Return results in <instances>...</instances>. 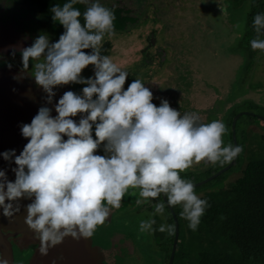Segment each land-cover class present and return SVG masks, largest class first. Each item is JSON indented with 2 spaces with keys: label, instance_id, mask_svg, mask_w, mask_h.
I'll use <instances>...</instances> for the list:
<instances>
[{
  "label": "clouds",
  "instance_id": "obj_1",
  "mask_svg": "<svg viewBox=\"0 0 264 264\" xmlns=\"http://www.w3.org/2000/svg\"><path fill=\"white\" fill-rule=\"evenodd\" d=\"M77 2L51 8L53 20L65 31L58 42L50 43L39 30L35 42L22 49V61L25 70L34 62L31 75L48 93L49 103L57 86H88L83 95L65 92L55 105V117L52 109L41 107L31 123L22 126L29 142L21 154L15 155V150L2 154L9 161L14 156L17 165L14 182L0 171L3 215L12 217L20 210L12 202L34 197L26 206L25 222L36 233L44 255L66 237H92L111 211L121 208L130 189L133 196L138 190L137 204L164 194L169 206H182L180 216L197 230L210 205L181 173L202 161L231 163L243 152L242 146L224 145L228 128L220 120L202 123L198 113L182 115L167 100L157 107L153 92L139 79L125 89L129 73L100 54L105 36L115 34V13L99 2L81 13L74 7ZM253 28L251 48L264 52V13L255 15ZM89 65L94 66V78L82 76ZM78 114H86L79 123L73 119ZM101 146L106 155L96 154ZM154 208V215H163L165 203L160 201ZM155 223L141 220L139 230L154 232ZM159 231L174 235L176 227L161 224ZM0 264L8 261L0 258Z\"/></svg>",
  "mask_w": 264,
  "mask_h": 264
},
{
  "label": "rangeland",
  "instance_id": "obj_2",
  "mask_svg": "<svg viewBox=\"0 0 264 264\" xmlns=\"http://www.w3.org/2000/svg\"><path fill=\"white\" fill-rule=\"evenodd\" d=\"M90 1L92 3L99 2L119 5L127 8L132 14H137L131 16L129 13L131 21L129 22L128 27L137 24L133 26L134 38L132 37L126 40L123 38L126 34H117L111 38L105 36V40L109 41V39H112L111 43L113 49L112 47L109 49L110 54L108 56L112 58L113 62L120 64L122 58L130 59L129 61L131 63L128 64L129 67L125 69L129 73L124 86L125 89L135 79H139L143 82V78L147 75L145 68L137 66L136 69L132 66L137 63L135 61L140 59V47L146 45V42L144 41L146 35L149 34L154 27H156V23L148 20L151 18L150 15L156 14L157 17H160V21L158 22L161 23L160 27L163 29V32H160L158 35L163 42H171L172 37L174 38L175 35H178L179 37L177 36L176 39L177 44L186 50L188 57H190V64L188 63L190 66L189 69L193 70L188 73V83H184V81L187 80V70L184 69L181 75L178 74L174 69V63H172V74H166L165 71L163 75H156L158 76L157 79L160 77L162 80L160 85L163 83L165 86L170 87L166 90L171 89V98L178 99L188 93L190 98L193 99V104H195L196 97L199 96L200 99H197L196 102L199 104L201 109H199L198 112H208V114H214L215 112L216 117L219 112L223 111V117L225 118L224 124L226 126L227 120L231 118L229 114L233 111V109H231L232 107L238 105L240 106L238 109L248 111V114H244L239 120V124L236 128V137L233 134L232 124V132H229V128L227 126L228 132L223 137L224 139L228 138V144H231L232 139L233 146H242L243 152L239 155L240 159L238 162H234L233 165L227 163L223 166L218 163L216 164V167H213L208 171H195L192 166L185 172L181 173L182 178L193 182L195 185V193L199 197L206 195L208 193L207 191L211 189L216 191L221 188H227L229 183L235 181L236 178L240 176L244 163L249 157L264 154V150H262V145L264 143L262 141V134L264 133V52L260 50L254 51L251 48L250 41L255 38L256 33L254 28L250 29L248 25L249 17L252 12L251 6L246 5L247 0H219L220 3L223 4L222 6H218V0H202V4H211L208 8L205 7L204 12L202 13L197 10V6L200 3L198 0H170L171 3L169 2V4L167 2L169 0ZM219 7L223 10H220ZM180 13H182V16H179ZM140 16L146 17L147 20H141ZM164 20L166 23H164ZM132 21H135L134 24H132ZM170 25H172L171 30ZM209 26L213 28V38L208 39L205 36L198 37L196 31H198L199 34H202ZM56 32L58 33L57 30ZM4 36L6 39L5 34ZM37 38L38 37L33 34L27 35L29 43H26L25 47L19 37L8 38V44L5 48L7 50H3L1 52V54L6 55V57H1V59L20 61L22 59V53L17 52L20 49L31 46ZM161 39L160 41H162ZM208 40L209 42L206 43ZM124 47H126L128 51L122 52ZM9 49H11L10 53L8 51ZM20 63L23 69V61L21 60ZM33 63V61H30L28 68L31 73L33 70ZM122 64L127 66V61L122 62ZM242 65L245 70L248 71V73L244 76L241 70L239 73V69H241ZM88 68L90 69V67ZM88 68L82 72V76L85 78H91V73ZM179 69L181 68L178 67V70ZM67 86L69 87V90L75 92L76 94L83 95L82 90L88 85L71 83ZM60 88H65L66 90V87L64 86ZM165 91L162 90L157 93L161 94L163 97L165 95ZM226 96H228L227 99H223ZM226 104L227 109H224ZM212 106L214 107L213 111H208ZM254 114L257 115L252 118V115ZM85 115L86 114H79V119L77 121L79 122V120ZM199 116L201 118L203 117L201 115ZM214 119V117L211 118V121ZM93 136L95 138L94 129ZM96 154L106 155L103 151V146H101ZM229 165L230 168L224 171L221 176L216 179L213 177L211 181L209 180L211 175ZM207 179L208 181H206ZM204 180L206 182L201 184V181ZM162 197L163 195L155 200H152L149 204H145L148 206L144 207V209H148L150 211V216L154 217V220L156 221V235H153V238L152 235H150L149 239L147 235L141 234V232L137 229L136 223H139V219L137 218L138 216H135L136 223L131 219L128 222L122 214L125 208L121 210L113 209L110 213L113 216L112 221L108 222L109 224L107 226H99L92 236L95 247L108 250L112 246V240L110 239L116 234L124 232L134 235L137 245L142 244V248H145L148 242L152 243L153 239V243L156 242V248L159 251H167L168 253L169 251L167 247L169 245L168 242L165 241L168 237H170V235L167 232H160L159 227L161 224H167L171 214H169L168 210L165 208L163 215H154L155 209L152 208V204L155 205L160 201L165 203ZM126 203V200H124L121 207H124ZM176 209L179 211L177 219L181 222V234L183 232L185 234V242L182 238L179 240V252L182 249L185 252L187 251L188 258L183 259L178 256L175 264H195L199 245L200 247L203 245V241L200 242V238H198L200 237L198 232L200 224L197 228L198 230H191L188 227L189 222L180 216L182 206L177 205ZM171 225H173L172 222ZM157 240L160 241L157 242ZM17 254L19 255V253ZM143 255L146 258L145 261L144 259H141L140 261L139 255L133 256L131 259H127L126 256L121 259L118 264H145V262L146 264H158L156 258H159V255L152 250V247L146 250ZM25 260L27 261L28 258H25Z\"/></svg>",
  "mask_w": 264,
  "mask_h": 264
},
{
  "label": "flooded vegetation",
  "instance_id": "obj_3",
  "mask_svg": "<svg viewBox=\"0 0 264 264\" xmlns=\"http://www.w3.org/2000/svg\"><path fill=\"white\" fill-rule=\"evenodd\" d=\"M9 1L13 2V3H15V2L17 3L16 0H9ZM198 1L200 3L197 6V10L200 11L201 13L204 12L205 7L208 8L211 5L210 3H208V5L202 4V0H198ZM221 1H223V0H221ZM167 2H168V4H169V2L171 3L170 0ZM217 3H219L218 6L223 5L222 3H220L219 0ZM220 8L221 7H219V9ZM220 10H223V9H220ZM128 12L131 14V16L137 15V14H132L131 11H128ZM146 16H147V14H146ZM179 16H182V13H180ZM150 17L151 18L148 20L152 21L153 23H156L155 24L156 27H154L152 29V31H150V33L146 35V37L144 39V41L146 42V45L143 47H140L141 49L139 48L140 49V59L138 61H135L137 63H135L132 67L136 68V69H137V66H141V67L145 68L147 75L143 78V82H144L145 87H148L153 92L154 99L152 102L157 107H159L161 105L162 101L167 100L170 103V106L173 107L174 109L180 111L182 115L186 112H196L199 115L203 116L202 118L200 117V122H202V123L212 122L211 118H213V117L215 118L214 120H220L224 123L225 118L223 117L224 116L223 111L219 112L216 117H215V112H214V114L213 113L208 114V112L207 113H199L198 112V110L201 109L199 104H197V102H196L197 99H200L199 96L196 97L195 104H193V99L190 98V95L188 93H186L183 97L181 96L178 99H173V98H171V95H170L171 89L166 90L170 87L165 86L163 83L160 85V82L162 80L160 79V77L157 79L158 76H156V75H163L165 71H166V74H169V73L172 74V63H174V69L180 75L182 74L184 69L187 70V74H186L187 80H185L184 83H186L189 80L188 73L192 72L193 70L189 69L190 68V66H189L190 57H188L186 50L183 47L181 48L179 46V44H177L176 39H177L178 35L177 36L175 35L174 38L172 37L171 42H163V40L158 35L160 32H163V29L160 27L161 23L158 22V21H160V17H157L156 14L150 15ZM142 19H144V21L147 20L146 17H141V20ZM134 22L135 21H132V24H134ZM164 23H166L165 20H164ZM134 25H137V24H134ZM134 25H131L130 27H128L125 30L115 31V34L113 36H115L117 34L118 35L126 34L123 36L124 39L127 40V39L132 38V37L134 38V34H133L134 33V27L133 26ZM170 26H171L170 27V30H171L172 25H170ZM196 32L198 34V37L199 36H205L208 39L213 38V36H212L213 35L212 34L213 28H211L210 26L207 27L202 34H199L198 31H196ZM127 35H130V36H127ZM236 38H238V37H236ZM4 39H5V36H4ZM6 39H7V36H6ZM105 39L102 42V47L100 49V54L102 56H104V55L108 56L110 54L109 49L111 47L113 49V46L111 43L112 39H109V41L105 40ZM160 39L162 41H160ZM208 42H209V40L206 43H208ZM8 51L10 53L11 49H9ZM91 51H92L91 49L88 50V52H91ZM126 51H128V50L126 47H124L122 49V52H126ZM1 57H6V55H2L0 52V59H1ZM129 60L130 59H127V58L121 59L122 62L127 61V66L122 64V62L120 60H119L120 64H117V65L125 70L127 67H129L128 64L131 63ZM88 67H90V69ZM88 67L87 68L91 73V78H94V75H95L94 66L89 65ZM178 67L181 69L178 70ZM243 67L244 66L242 65L241 69H239V73H240V70L242 71ZM195 71H196V69H195ZM62 86L66 87V91H71V90H69V87L67 85H62ZM62 86H57V87H62ZM162 90H164V91L166 90L165 95L163 97L161 96V94L157 93L158 91H162ZM215 90H217V89H215ZM227 97L228 96H226L223 99H227ZM213 109H214V107L212 106L208 111H213ZM224 109H227V104L225 105ZM225 111H227V110H225ZM76 117L79 119V114ZM226 141L227 140L224 139V145H227ZM212 166H213L212 164L205 163L202 161L199 164H193V170H195V171H197V170H208L209 168H212ZM131 191L132 190L130 189L129 194H126L125 197L123 198L122 203L124 200H126L127 203L124 207H121L120 210L125 208V210L122 212V214L125 216L124 218L126 219V221L128 220V222L130 219L133 220V222H135V216H138L137 218L139 219V223H136V222L135 223L137 224V229L139 230V225H140L141 220L147 221V220L154 219V217L150 216V211L148 209H144V207H147L148 205L136 203V200L139 198L138 197V190H137V195H135V196L130 194ZM162 195H163L162 198L164 199V201L166 203L165 208L168 210L169 214H172V217L174 220L173 225H175V227H176V220L178 222V240H177V243L175 246V253H174V260H173V264H174L176 252L178 251V248H179V246H178L179 240L181 239L180 223H179V219H177L176 207L169 206L167 204V197L164 194H161V196ZM152 208H154V204H152ZM112 219H113V216H112V214H110V216H109L108 220L105 222L104 226H107L109 224L108 222H111ZM22 221L24 223V226H21L20 230L6 229L4 231L6 234H10V235H6V238L9 241V245L11 246V251H12V261L10 264H60V262H66V261H67L66 264H118V262L121 259L125 258L126 256H127V259H131V258H133V256H136V255H139L140 261H141V259H144V261H145L146 258L144 257L143 254L145 253L146 250L150 249V247H152V250L156 254L159 255V258H156V261L158 262V264H169L170 258H171L172 253H173V248H174V244H175V237H176V231H175L172 242L170 239L172 236L168 237L166 239L165 242H168V245H169L167 247V249L169 251L168 253H167V251H159L156 248V244H155L156 242L153 243L152 238H153V235H156V230L154 232H141L139 230L141 232V234L147 235L149 239H150V235H152V238H151L152 243L148 242L146 244L145 248H142V244L137 245L134 235L122 232V233L116 234L113 238L110 239V240H112V246L108 250H105V249L99 248V247H95L93 237H91L92 239L91 238H87V239L84 238L83 242L82 241L80 242V239H79L77 245H74L72 242L71 243L68 242V245H66V248H67L66 251H64V249H63L62 251L59 252L57 250V248H59L57 245L56 247H52V251L48 250L47 254L44 255L40 252L41 244H40V240L36 238V233L27 226V224L24 220H22ZM168 223H169V225H171V217H170V219H168L166 225H168ZM0 224H1V222H0ZM155 226H156V224H154L152 227L155 229ZM158 241H160V240H157V242ZM87 244L89 245V247L87 246ZM1 250H0V258H2V253H3V252H1ZM17 253H19V255ZM24 257L26 259L28 258V260L26 261ZM24 261H25V263H24ZM151 263H152V261H151ZM145 264H146V262H145Z\"/></svg>",
  "mask_w": 264,
  "mask_h": 264
},
{
  "label": "trees",
  "instance_id": "obj_4",
  "mask_svg": "<svg viewBox=\"0 0 264 264\" xmlns=\"http://www.w3.org/2000/svg\"><path fill=\"white\" fill-rule=\"evenodd\" d=\"M16 1L34 11L37 24L45 30V35L51 43L59 41V37L65 29L58 21L53 20L54 13L51 8L56 5L63 6L70 0ZM91 4L90 0H83L82 3L78 0L74 7L83 13ZM100 4L115 13V31L128 28L131 21L128 9L110 3ZM246 5L251 6L252 14L249 17V23L248 21L247 23L252 29L255 15L264 13V0H247ZM80 19L83 24V16ZM88 50L84 51L88 52ZM19 53L22 52L19 51ZM242 72L243 76L248 73L244 67ZM239 107L235 105L229 114L231 118L227 120V126L230 133L232 132L231 124L234 114L244 111V109H238ZM241 117L237 120L236 128ZM254 117L256 116H252V118ZM225 140L228 145V138ZM262 141L264 142V133ZM231 144L233 145L232 139ZM262 146V150H264V143ZM239 159L240 156L236 158L235 162H238ZM216 166L215 164L212 168ZM219 176L221 174L215 179ZM207 192L206 195L200 197L206 199L210 207L206 209L201 218L200 229H197L200 234L198 238H200V242L203 241V245L201 247L199 245L195 264H264V154L249 157L244 163L240 176L229 183L227 188L216 191L211 189ZM176 213L178 215L179 211L177 210ZM171 222L174 223L172 214ZM179 223L181 225L180 220ZM180 235L185 242V234L184 232L181 234V230ZM170 237L172 242L174 235H170ZM178 256L183 259L188 258V253L183 249L179 252L178 248L175 261Z\"/></svg>",
  "mask_w": 264,
  "mask_h": 264
},
{
  "label": "water",
  "instance_id": "obj_5",
  "mask_svg": "<svg viewBox=\"0 0 264 264\" xmlns=\"http://www.w3.org/2000/svg\"><path fill=\"white\" fill-rule=\"evenodd\" d=\"M41 29L45 32V30L37 24V18L34 11H30L26 6L16 2L13 3L9 0H0V52L7 50L5 48L8 44V38L19 37L25 47V44L29 43L27 35L33 34L39 37L40 33H38V31ZM4 34L7 36V39H4ZM19 51L22 52V49ZM20 61L0 60V171H5L7 179L13 182L16 179L13 169L17 167L14 162L15 157L13 156L11 161H9L5 160L2 154L4 152L15 150V155H20L25 145L29 142V140L22 135V126L24 124H30L41 107L52 109L51 114L53 117L58 115L55 111V105L58 103L59 99L62 98L63 94L67 92L65 88L55 87L53 89L55 96L52 98V102L49 103L47 99L48 93H46L41 86L37 85L34 77L28 69H22ZM9 64L11 65V68H9ZM244 114H248V111H240L237 114H234L232 130L235 137L237 120ZM73 119L79 123L77 117H73ZM64 139H67V137L65 136ZM235 160L236 158L230 163V165H233ZM230 165L211 175L209 180L222 174L230 168ZM206 181H208V179ZM206 181H201V184ZM33 200L34 197L32 199L24 198L18 202H12L14 204V209L17 206H19L20 209L18 212L14 211L12 217H5L3 215V208L0 207V250L2 249L1 252H3L2 258L7 260L8 264L12 261V251L6 235L10 234H6L4 231L6 229L20 230V227L24 226L22 220H26V206L32 203ZM8 202L9 201H6V203ZM176 228L175 244L169 264H173L175 246L178 240L177 220ZM83 239L84 238H80V242H83ZM68 242H72L74 245L78 244L77 239L69 236L58 244L59 248H57V250L59 252L63 249L66 251V245H68ZM87 246L89 247L88 244ZM48 250L52 251V247H49ZM66 263L67 261L60 262V264Z\"/></svg>",
  "mask_w": 264,
  "mask_h": 264
}]
</instances>
